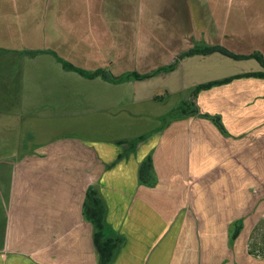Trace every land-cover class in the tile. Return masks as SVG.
Returning <instances> with one entry per match:
<instances>
[{
    "label": "crops",
    "instance_id": "obj_1",
    "mask_svg": "<svg viewBox=\"0 0 264 264\" xmlns=\"http://www.w3.org/2000/svg\"><path fill=\"white\" fill-rule=\"evenodd\" d=\"M209 47L264 59V0H0V264H100L94 227L83 213L90 188L105 204L107 237L122 239L111 264H169L180 249L184 257L178 264H183L185 235L168 234L169 222L154 213L173 192H161L153 206L157 184H142L140 168L151 157L159 183L179 171L167 164L171 154L160 159L151 155L153 148L187 146L182 157L194 169L199 149L191 146L201 141L190 134V141L183 140L182 129L202 124L184 121L169 140L142 142L108 171L104 164L93 166L100 161L95 149L82 155L75 145H103L101 139L89 142V132L121 129L118 122L136 119V105L156 106L153 93L135 99L137 82L116 84L111 77L177 65L151 79L167 80L163 89L171 98L230 80L206 90L224 91L225 114L230 115L222 123L225 133L213 126L218 138L210 139V146L222 148L208 152L209 157L242 153L250 132L252 138L264 136V79L245 76L264 72V66L256 58L219 53L182 58ZM63 62L107 77L83 76L65 69ZM189 63L206 74H194L190 80L198 83L192 86L174 81L171 77ZM125 105L129 110H123ZM124 112L128 115L121 120ZM198 189L181 191L179 199L196 203ZM191 252L187 264H200Z\"/></svg>",
    "mask_w": 264,
    "mask_h": 264
},
{
    "label": "rangeland",
    "instance_id": "obj_2",
    "mask_svg": "<svg viewBox=\"0 0 264 264\" xmlns=\"http://www.w3.org/2000/svg\"><path fill=\"white\" fill-rule=\"evenodd\" d=\"M193 61L191 63L195 64L196 62ZM195 69L189 63L182 72L175 73L171 78L174 81L185 82L186 86H192L198 83L196 80H190L194 74L197 78L200 75L204 76L207 72L202 73ZM151 79L145 81L131 79L125 82H137L132 89V94L136 96L137 101L143 100L151 93L155 94L152 101L156 106L144 109L141 105H136L138 111L136 119L118 122L116 125L122 127L121 129L105 126L106 128L99 130L98 133L89 132V142L101 139L99 141H103V145H95V143L87 147L75 145V149L81 151L82 155H86V149H95L100 156V161L93 166L101 167L104 164L105 170L108 171L115 162L134 154L142 142L154 137L160 141L169 140L168 138L174 133L173 129L185 125L184 121L188 125L200 122L202 127L199 129L196 126L195 128L185 126L191 130L182 129L183 140L190 141V134L201 141L199 146H191L193 149H199V160L194 162V169L189 170L188 157H182L186 154L183 149L187 146L183 149L175 146L171 149L173 151H168L163 146L153 148L151 155L160 159L171 154L170 157L168 156L167 164H173L179 171L178 174L169 173L166 179H160L159 183H156L158 188L152 192L153 206L157 204L159 194L163 191L173 192V194L175 192V196L172 194L171 200H166L163 208L154 207V213L162 218L165 217L169 222L170 225L166 227L168 234L179 232L185 235L182 244L186 248L187 258L182 261L183 264L188 263V257L192 254L191 250L195 252V257L199 258L200 264H264V136L254 135L252 138L253 133L250 132L249 144L241 147L242 153L209 157V149L222 148L221 145L210 146V139L218 138V134L215 135L213 131V126L216 124L213 119L219 118L223 120H221L222 123H225L226 118H230V115L225 114L224 91L220 90L213 94L200 91L196 94L194 87L195 90L182 91L181 97L171 98L170 94L163 89L167 80L164 82L160 79ZM173 85L170 84V86ZM193 90L196 97L192 95ZM165 101L168 103H163ZM182 101L190 103L192 109H196L198 113L194 116H177L166 121L162 120V116L169 113L171 108L182 106L184 104V102L181 103ZM135 102L134 100V104ZM123 107H125L123 110H129V106ZM143 109L146 111H141ZM149 113L152 115H148ZM127 115V113L122 114L120 119L123 120ZM215 129L219 131L218 128ZM74 132L84 135L82 131ZM141 137L145 139L138 141ZM76 141L81 143L82 139ZM119 153L120 156H118ZM221 154L224 153L221 152ZM90 160L93 159L90 158ZM95 169L93 172H96ZM187 188L190 190L199 188L195 193L199 197L196 203L179 199V193ZM173 197L176 199H172ZM208 203L212 204L211 207ZM231 218L232 223L227 225ZM238 230L239 236L235 238L234 235ZM180 251L181 249L175 253L176 260H170L169 264H178L179 256L183 259L184 253L179 255Z\"/></svg>",
    "mask_w": 264,
    "mask_h": 264
},
{
    "label": "trees",
    "instance_id": "obj_3",
    "mask_svg": "<svg viewBox=\"0 0 264 264\" xmlns=\"http://www.w3.org/2000/svg\"><path fill=\"white\" fill-rule=\"evenodd\" d=\"M214 53H219L223 56H227L230 58H234L237 60H244V59H250V58H256L263 66H264V59L262 56L258 55H252V56H246V57H240L236 56L229 51L220 48V47H209V48H204V49H193L186 53L183 57H192V56H198V55H210ZM64 68L70 71L77 72L83 76L89 77V78H95L97 76H102L105 73L102 71H97L95 73H88L85 72L84 70H81L79 68H76L68 63L63 62ZM177 65H173L170 67L158 69L150 74L146 75H140L137 73L121 76L118 78L111 77V81L119 84L123 83L127 80H136V81H145L148 79H151L155 76H158L160 74H165V73H170L173 70H175ZM107 77L106 75H104ZM246 77H255V78H260L264 79V72L260 73H250L245 75ZM230 82V80H224V81H218V82H211L207 84L200 85L196 88V94L200 91H206L211 89L214 86H220L225 83ZM195 94V96H196ZM198 113L196 109H192L190 103H184L182 106L176 108L175 110L171 111L168 113L166 116L162 118V120H168L173 117H188V116H194ZM213 121L216 123V126L219 128V130L222 133H225V128L219 118H214ZM145 137H141L138 139V141L144 140ZM140 181L142 184L147 185V186H154L156 184V177L154 173V167H153V161L151 157H148L141 165L140 168ZM83 213L86 219L93 225L94 227V244L95 247L98 251L99 258H100V264H111L115 252L120 246L122 239L117 237V238H110L107 237L106 235V207L101 199L99 193L97 192L96 189L90 188L86 194V200L84 202L83 206ZM239 236V230L236 232L234 235L235 238Z\"/></svg>",
    "mask_w": 264,
    "mask_h": 264
}]
</instances>
